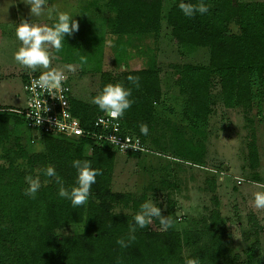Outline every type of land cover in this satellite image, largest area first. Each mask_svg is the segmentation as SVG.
I'll use <instances>...</instances> for the list:
<instances>
[{
	"label": "trees",
	"instance_id": "16d2710c",
	"mask_svg": "<svg viewBox=\"0 0 264 264\" xmlns=\"http://www.w3.org/2000/svg\"><path fill=\"white\" fill-rule=\"evenodd\" d=\"M165 1L170 2L167 15L163 11ZM178 3L179 0L105 2L106 32L114 36L115 66L122 67L130 49L139 58L146 59V66L116 76L104 73L100 89L109 82H122L132 89L130 99L134 102L125 111L122 125L126 132L144 142L156 130V104L163 96L164 62L158 58V47L164 17L172 29L174 44L189 50L206 48L209 51L207 65L168 64L179 86L181 111L189 123L209 122L213 113L211 94L215 78L219 79L225 112L233 113L238 108L250 111L255 105L261 111L264 104V1L205 0L210 4L209 12L191 18L183 15ZM129 75L139 77L138 88L127 80ZM71 87L74 114L85 128H90L103 112L96 105L81 100L72 84ZM1 110L0 145L16 126L24 123L21 115ZM247 121L252 124V120ZM142 123L149 127L146 136L140 133ZM170 128L172 143L164 145L163 150L176 154L184 150L177 141L182 140L180 133H185L186 129L175 125ZM29 134L35 140V134ZM38 140L43 141L45 152L31 155L24 149L9 151L8 164L0 166V264H185V248L189 250L187 259L198 258L200 264H264L258 239L246 250L245 259L231 256L224 237L225 220L216 212L203 218L200 228L191 227L183 232L172 228L157 229L159 219L152 221L137 229L136 239L122 248L117 239H127L132 216L147 196L113 192V173L120 153L87 138L43 136ZM196 143L201 144L198 140ZM197 154L205 156L203 151ZM73 159H88L93 167L102 169V175L91 187L88 202L77 207L58 196L59 186L54 180L44 184L46 178L42 172L47 165L54 166L65 186L70 187L76 176L71 166ZM19 160H24L29 168H18L16 161ZM247 160L251 169L260 166L261 156L253 127ZM36 165L42 168H34ZM29 174H39L42 181L34 199L24 195L27 187L24 177ZM117 205L131 213L116 212ZM167 211L178 219L174 203L169 204Z\"/></svg>",
	"mask_w": 264,
	"mask_h": 264
},
{
	"label": "rangeland",
	"instance_id": "374dc122",
	"mask_svg": "<svg viewBox=\"0 0 264 264\" xmlns=\"http://www.w3.org/2000/svg\"><path fill=\"white\" fill-rule=\"evenodd\" d=\"M106 1L49 0L50 5L72 11L79 24L78 31L71 36L66 35L65 47L56 53L50 67L62 69L70 77L78 97L91 105L92 97L101 90L104 73L116 76L146 66V59L136 56L133 49L124 57L122 67L115 66L114 36L106 32ZM169 5L170 2L165 1L164 15H167ZM22 18L32 19L34 23H51L45 16L31 17L29 6L23 0H0V109L6 112L26 107L24 81L28 71L12 58L20 45L15 38V27ZM165 18L158 47V58L164 62L161 74L163 101L158 107L156 132L150 135L147 143L153 151L161 149L158 144L168 146L173 138L170 126L175 125L187 130L180 133L182 140L177 141L184 150H178L176 154L164 152L177 157L176 160L163 159L154 154L134 157L117 154L112 190L135 197L146 194L147 200L157 203L164 216L171 217L173 226L170 228L179 232L191 227L200 228L199 222L216 212L225 220L224 237L231 256L245 259L246 250L258 239L264 262V209H256L253 205V193L264 191V188L257 187V184L264 185V104L261 111L255 105L250 111L239 108L233 113L225 112L219 79L215 78L211 94V120L207 124H191L182 120V97L168 64L207 65L209 51L206 48L189 50L174 44L172 29ZM81 56L85 57L84 61ZM68 65L73 66L71 70ZM41 71L46 70L38 69L36 72ZM248 119L252 120V124ZM252 127L257 130L261 149V163L257 169H251L247 160ZM30 132L24 123L14 128L9 138L0 145V166L8 164L6 158L9 151L24 149L31 155L45 152L43 141L32 140ZM155 140L158 144L154 143ZM196 140L203 145H197ZM201 151L205 153L204 158L197 154ZM16 164L18 168H29L24 160L16 161ZM34 168L42 167L36 165ZM170 203L176 205L177 212H182L177 220L168 214ZM115 211L131 213L121 205L115 206ZM155 220L158 218L152 221ZM183 254L187 259L189 250L185 248Z\"/></svg>",
	"mask_w": 264,
	"mask_h": 264
},
{
	"label": "clouds",
	"instance_id": "9594fccd",
	"mask_svg": "<svg viewBox=\"0 0 264 264\" xmlns=\"http://www.w3.org/2000/svg\"><path fill=\"white\" fill-rule=\"evenodd\" d=\"M23 3L29 6L31 17L45 16L51 23H34L32 19L22 18L15 27V38L20 42V45L13 52L12 58L19 66L28 71L30 76L38 69H45L46 71H41L40 75L32 80V86L55 96L56 91L62 88L66 75L62 69L50 67V65L56 58V53L61 52L65 47L66 35L71 36L78 31V21L73 18L75 15L72 11L61 10L57 5H50L49 0H23ZM178 7L185 17L191 18L197 14L208 13L210 4L205 3V0H197L195 3L192 0H179ZM81 60L84 61L85 57L81 56ZM67 67L71 70L73 66L68 65ZM127 80L137 88L139 87V77L129 75ZM131 96L132 89L126 87L122 82H109L92 97L91 103L112 121H118L123 118L125 111L133 104ZM37 123H41L40 118ZM100 123H104V121L101 120ZM76 131L79 134L82 130L77 129ZM140 133L148 135L147 124H140ZM71 166L76 170L75 182L72 186H65L64 179L52 165H47L42 170L43 176L46 178L43 183H51L54 180L59 186L58 196L70 201L73 207H77L88 202L91 196V187L96 183L97 177L102 175V169L93 167L92 161L88 159H73ZM24 179L27 183L24 195L34 199L42 187L40 175L29 174ZM257 187L264 188V185L257 184ZM253 205L256 209H264V191L253 193ZM153 218H158L160 225L165 230L173 226L171 217L162 215L161 208L157 203L148 199L139 205V211H136L132 216L133 222L129 224L127 239L120 237L117 239V243L122 248L127 247L131 241L136 239L137 229L149 225ZM185 264H200V260L188 258Z\"/></svg>",
	"mask_w": 264,
	"mask_h": 264
},
{
	"label": "built area",
	"instance_id": "2783aa9c",
	"mask_svg": "<svg viewBox=\"0 0 264 264\" xmlns=\"http://www.w3.org/2000/svg\"><path fill=\"white\" fill-rule=\"evenodd\" d=\"M39 75L40 72H34L31 76L28 74L24 82L27 96L26 107L11 110L24 118L26 128L37 135L38 139L43 136L67 139L87 138L95 143L108 145L120 154L160 155L150 148L149 143L126 132L122 125V118L112 121L103 113L94 119L90 128H85L73 111L70 77L65 74L66 80L62 88L53 96L32 86V80ZM38 118L41 119L40 124L37 123ZM101 120L104 123H100ZM77 129L82 131L77 134Z\"/></svg>",
	"mask_w": 264,
	"mask_h": 264
},
{
	"label": "crops",
	"instance_id": "0c3cea01",
	"mask_svg": "<svg viewBox=\"0 0 264 264\" xmlns=\"http://www.w3.org/2000/svg\"><path fill=\"white\" fill-rule=\"evenodd\" d=\"M27 78V77H26ZM162 78V77H161ZM25 82V81H24ZM162 101H163V96H162V100L158 103V104H156V128H157V122H158V107L159 106H161V104H162ZM239 109V108H238ZM237 109V110H238ZM180 116H181V119L182 120H185L186 122H188L189 123V121L188 120H186L185 119V117H184V115H183V113H182V111H181V107H180ZM211 117H212V115H210V117H209V121L211 120ZM179 119H180V117H179ZM184 122V121H183ZM156 132V130L153 132V133H155ZM186 132H187V130H186ZM256 135H257V130H256ZM34 136H36V135H34ZM172 136V135H171ZM35 139V138H34ZM257 140H258V137H257ZM154 142V141H153ZM155 144H158V141H156L155 140V142H154ZM158 146L161 148V149H158V150H155L156 152H158L160 155H156L157 157H161V158H163V159H174V160H176L177 158L176 157H173L172 155H167V153H164L165 151L163 150V148H164V145L162 144V145H160V144H158ZM258 147H259V152H260V155H261V149H260V145H259V143H258ZM152 155V154H151ZM165 157H167V158H165ZM182 160V159H181ZM188 162V161H187ZM191 164V163H190Z\"/></svg>",
	"mask_w": 264,
	"mask_h": 264
},
{
	"label": "water",
	"instance_id": "95a60500",
	"mask_svg": "<svg viewBox=\"0 0 264 264\" xmlns=\"http://www.w3.org/2000/svg\"><path fill=\"white\" fill-rule=\"evenodd\" d=\"M34 138H35V140H38V136H37V135L34 136ZM181 215H182V212H181V211H178V212H177V216H178V217H181Z\"/></svg>",
	"mask_w": 264,
	"mask_h": 264
}]
</instances>
